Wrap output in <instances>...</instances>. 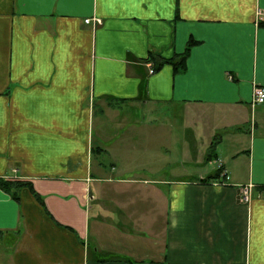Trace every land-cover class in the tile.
Listing matches in <instances>:
<instances>
[{
	"label": "crops",
	"instance_id": "0c3cea01",
	"mask_svg": "<svg viewBox=\"0 0 264 264\" xmlns=\"http://www.w3.org/2000/svg\"><path fill=\"white\" fill-rule=\"evenodd\" d=\"M255 86L264 0H0V264H264Z\"/></svg>",
	"mask_w": 264,
	"mask_h": 264
},
{
	"label": "rangeland",
	"instance_id": "374dc122",
	"mask_svg": "<svg viewBox=\"0 0 264 264\" xmlns=\"http://www.w3.org/2000/svg\"><path fill=\"white\" fill-rule=\"evenodd\" d=\"M156 110H160V109H156ZM167 110V109H165ZM122 111V110H120ZM133 111V110H123V113H127L129 115V113ZM172 111V110H171ZM148 119H151L153 121V124L150 125L149 127H153L154 129H158L161 130V124H163V128L164 129H168L169 130V159L171 162V165L169 166V170H170V175L171 176H175L178 175L179 169L177 168V164L179 161H182V156H183V152L182 150L184 149V147H187L186 149V155L187 157H189L190 153H192V147H193V142L194 141H189V138L184 136V140H181L180 138L183 137V135L178 131V129L182 130L183 127L186 126V121L187 120H183L182 118H178V117H173L172 115L168 116V117H163L162 115H154V119H152L151 117H148ZM206 121V120H205ZM204 121V123L201 126V131L202 132H209V129L211 127V124L214 122V119L210 120L208 119V124H206ZM183 124V125H182ZM185 125V126H184ZM196 129L198 130V127H196ZM187 132H188V128H187ZM205 133V134H206ZM205 134H202L204 136V138L206 137ZM188 136V133L186 134ZM204 138H199V135L196 136L195 142L194 144L197 146V148H199L201 150V152L204 151V146L202 145L203 143H207L205 142L203 139ZM157 143V137L155 136L154 138V144ZM167 144V142H166ZM168 145V144H167ZM184 160H189V159H184ZM186 171H188L189 173H193L189 171V168L191 169H198L200 168V164H186V167H184ZM250 200V199H249Z\"/></svg>",
	"mask_w": 264,
	"mask_h": 264
},
{
	"label": "trees",
	"instance_id": "16d2710c",
	"mask_svg": "<svg viewBox=\"0 0 264 264\" xmlns=\"http://www.w3.org/2000/svg\"><path fill=\"white\" fill-rule=\"evenodd\" d=\"M195 41L194 40H189L188 43H187V46L185 47V50L181 53V57H180V60L181 61H178V63L184 68L185 67V58L188 54V51H189V48L190 46L194 43ZM165 62V60H163L161 62V64H163ZM170 63H173L175 65V68H176V63L175 62H172L170 60ZM218 175V173H217ZM26 182H22L20 180H10V179H1L0 178V187L6 191H9L11 192V194L13 195V197L16 196V190L17 188H19L20 186L22 185H25Z\"/></svg>",
	"mask_w": 264,
	"mask_h": 264
},
{
	"label": "built area",
	"instance_id": "2783aa9c",
	"mask_svg": "<svg viewBox=\"0 0 264 264\" xmlns=\"http://www.w3.org/2000/svg\"><path fill=\"white\" fill-rule=\"evenodd\" d=\"M85 21H89L87 18ZM153 69L150 68V72H152ZM264 102V87L262 86H255L253 89V95H252V104L256 103H262ZM250 191H251V186L250 185H243L242 186V197L241 199L245 202L249 201L250 199Z\"/></svg>",
	"mask_w": 264,
	"mask_h": 264
}]
</instances>
